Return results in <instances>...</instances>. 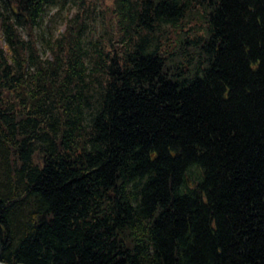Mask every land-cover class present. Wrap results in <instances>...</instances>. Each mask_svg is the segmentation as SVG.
Instances as JSON below:
<instances>
[{
    "label": "trees",
    "instance_id": "obj_1",
    "mask_svg": "<svg viewBox=\"0 0 264 264\" xmlns=\"http://www.w3.org/2000/svg\"><path fill=\"white\" fill-rule=\"evenodd\" d=\"M0 0V262L264 264V0ZM65 1V0H63Z\"/></svg>",
    "mask_w": 264,
    "mask_h": 264
},
{
    "label": "rangeland",
    "instance_id": "obj_2",
    "mask_svg": "<svg viewBox=\"0 0 264 264\" xmlns=\"http://www.w3.org/2000/svg\"><path fill=\"white\" fill-rule=\"evenodd\" d=\"M111 0H61L55 6L48 8L36 29L38 46L44 43L49 33H57L64 29L65 16L73 14L78 8L84 15L87 24V39L97 38L99 35L110 38L114 28L109 6Z\"/></svg>",
    "mask_w": 264,
    "mask_h": 264
},
{
    "label": "water",
    "instance_id": "obj_3",
    "mask_svg": "<svg viewBox=\"0 0 264 264\" xmlns=\"http://www.w3.org/2000/svg\"><path fill=\"white\" fill-rule=\"evenodd\" d=\"M0 264H3L2 262H0Z\"/></svg>",
    "mask_w": 264,
    "mask_h": 264
}]
</instances>
